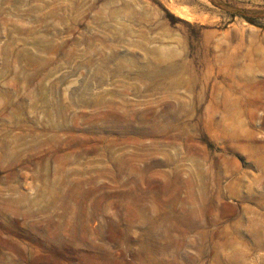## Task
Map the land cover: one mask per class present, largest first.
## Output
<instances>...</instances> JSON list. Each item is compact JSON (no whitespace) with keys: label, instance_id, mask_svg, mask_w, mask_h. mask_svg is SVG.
Listing matches in <instances>:
<instances>
[{"label":"rangeland","instance_id":"1","mask_svg":"<svg viewBox=\"0 0 264 264\" xmlns=\"http://www.w3.org/2000/svg\"><path fill=\"white\" fill-rule=\"evenodd\" d=\"M0 264H264V0H0Z\"/></svg>","mask_w":264,"mask_h":264}]
</instances>
